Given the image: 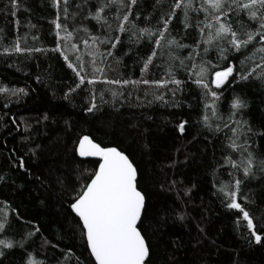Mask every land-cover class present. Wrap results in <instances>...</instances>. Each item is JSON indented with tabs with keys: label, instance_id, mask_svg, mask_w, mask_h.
Returning <instances> with one entry per match:
<instances>
[{
	"label": "trees",
	"instance_id": "trees-1",
	"mask_svg": "<svg viewBox=\"0 0 264 264\" xmlns=\"http://www.w3.org/2000/svg\"><path fill=\"white\" fill-rule=\"evenodd\" d=\"M6 2L7 0H0V29H3L0 53L17 36L25 35L27 40L21 41L22 47L42 48L45 51L30 55L0 54V84L9 88H23L26 93L7 98L0 96V177H3L0 181V201H7L13 208H18L21 216V219H17L13 213L8 217L10 227L5 234L16 242H24L23 248L17 246L6 250L8 254L3 264H26L27 252H33L38 260H46L47 264H57L59 257L63 264L64 257L60 256V250L66 245L73 246L81 264H89L90 261L95 264L90 251L85 250L79 230L73 235L74 214L67 208L68 197L45 187L35 179L37 176L43 178L50 170L55 169L71 177L76 167L72 161L73 146L78 136L89 134L102 143V146L118 147L130 155L138 167L141 178L139 187L146 194L150 212L172 206L176 199L175 192L160 189V183L166 177L183 180L184 184L177 186L181 191L185 186L196 185L192 188L190 197H184L189 201L188 220L183 225L170 223L155 231V234L150 233L156 264H264V241L256 244L254 238L248 236L246 222L241 220L237 227V211L225 208L218 196L214 195L219 187V184L213 186L214 180L217 177L228 180L229 177L225 169H219L215 174L213 172L214 168L219 167L218 162H222L224 137L223 133H210L201 123L204 113L201 90L189 82L185 91L177 92L175 101L179 107H174L172 93L155 85L129 84L121 87L96 84L94 87L98 104L101 103V89L112 88L123 91L125 95H132L123 107L117 103L119 111L102 104V111L88 113L85 111L88 88L93 86L83 85L68 99L64 98L65 92L69 86L75 85L77 78L60 54L50 51L56 46L55 27L51 23L55 18V9L51 7L50 0H24V7L29 11L18 12L15 18L6 13ZM154 3L155 0H140L143 10L140 20L136 22L139 27L155 29L160 14L169 8L172 0H165L155 10L152 7ZM178 15L182 18V14ZM145 16H150V19L146 20ZM15 19L20 20L18 30L14 25ZM110 22L112 29H115L117 22L111 17ZM244 22L248 23L247 17H244ZM29 23L35 27L29 28ZM67 23L71 30L73 22L70 19ZM92 24L95 25V21ZM169 33L185 44H193L199 38L192 29L185 30L178 19L173 20L169 26ZM93 34L102 36L104 30L96 25ZM33 36L38 38L34 40ZM122 40L126 41L127 36H122ZM145 44L146 42L140 45L126 43L123 47L118 45L119 50L115 55L120 63H116L112 57L108 58L107 63L111 64V68H106L107 78L140 80L143 59L151 48ZM80 47L83 52V45ZM188 51L173 48L172 54L184 57ZM68 55L74 59V53L69 51ZM216 55L215 51H211L206 59L215 63ZM83 58L86 61L90 59L86 53ZM168 62V49L158 50V58L154 63L163 67L150 66L143 78L157 80L164 77ZM175 72L177 79L186 80V73L182 68H176ZM174 87L168 85V88ZM222 91L220 111L225 118L231 99L240 96L249 104V108L244 110L246 114L243 118L253 126L255 133L264 132V83L250 80L226 84ZM160 93H165L168 104L154 99ZM104 99L111 101L113 98L106 91ZM5 103L8 104L7 108L3 107ZM45 114L48 115V120L43 119ZM209 115L211 116L210 112ZM13 117L15 123L11 122ZM181 120L189 122L183 136L176 130V125ZM212 122L220 123L217 120ZM252 140L255 141L253 148L259 158L264 154V137L257 134L252 136ZM37 145L40 146L37 149L38 155L33 158L29 150ZM10 149L16 150L15 157H25L31 175L14 165ZM76 160L79 161L80 158L76 157ZM174 160L175 165L167 167ZM80 167L91 171L98 165L95 160H84ZM242 190L257 205L264 206V181L260 179L259 172L255 178H250L242 185ZM250 211H255V208ZM27 221H32V224ZM197 223L204 227L208 236V240L201 244L196 243ZM35 226L40 227V233L26 239L27 233ZM41 234L53 243L61 241L59 249L41 248ZM213 240L215 243H211ZM172 241H180L181 246L174 248Z\"/></svg>",
	"mask_w": 264,
	"mask_h": 264
},
{
	"label": "snow or ice",
	"instance_id": "snow-or-ice-1",
	"mask_svg": "<svg viewBox=\"0 0 264 264\" xmlns=\"http://www.w3.org/2000/svg\"><path fill=\"white\" fill-rule=\"evenodd\" d=\"M50 2L51 7L55 9V18L51 23L55 27L56 36V46L50 51L59 53L77 78L75 85L69 86L65 92L64 98L68 99L83 85L93 86L88 88L86 112L94 114L102 111V104L110 105L119 111L117 103L123 107L132 95L131 93L125 95L123 91L112 88L101 89V103L98 104L94 87L96 84L121 87L129 84L155 85L172 93L174 107H179L175 101L177 92L185 91L189 82L201 90L204 100L201 123L210 133L214 135L223 133L224 137L222 162H218L219 167L214 168L213 172L215 174L219 169H225L229 177L228 180H221L218 177L214 180V187L219 184L214 195L218 196L225 208L237 211L235 221L237 227L241 220L246 222L248 236L254 238L256 244H261L264 241L262 234L264 206L257 205L256 201L242 190V185L250 178H255L257 172L264 181V154L257 157L253 148L255 141L252 140L253 135L264 137V132L255 133L253 126L243 118L246 114L244 110L249 108L246 99L240 96L232 98L226 118L221 114L220 101L226 84L250 80L264 83V0H172L169 8L160 14L155 29L141 28L136 23L140 20L143 10L140 0H50ZM164 2L165 0H155L153 9L161 7ZM4 9L13 18L18 12L29 11L24 7V0H7ZM178 14H182V18ZM110 17L117 22L115 29H112ZM244 17H247L248 23L244 22ZM70 19L73 22L71 30L67 23ZM145 19H150V16H145ZM177 19L185 30L192 29L197 33L199 38L193 44L182 43L170 35L169 26ZM92 21H95V25ZM14 25L18 30L20 20L15 19ZM96 25L104 30L102 36L93 34ZM28 27L34 28L35 25L29 23ZM122 36H127V40H122ZM37 38L33 36L34 40ZM2 40L3 29H0V41ZM26 40V35L17 36L0 54L30 55L45 51L42 48L22 47L21 41ZM145 42V46L150 45L151 48L143 59L140 80L107 78L106 68H111V64L107 63L108 58L112 57L116 63H120L115 55L119 50L118 45L123 47L126 43L140 45ZM173 48L189 51L186 56L181 57L172 54ZM163 49L169 51V62L164 77L157 80L143 78V74L150 66L163 67L154 63L158 58V50ZM69 51L74 53V59L68 55ZM211 51L217 54L215 63L211 59H206ZM84 53L90 57L87 61L83 58ZM176 68L184 70L186 80L176 78ZM169 84L175 87L168 88ZM106 91L111 94L113 98L111 101L104 99ZM18 93L26 94L23 88H9L0 84V96L7 98ZM136 99L139 100V97ZM154 99L164 104L169 103L165 100V93L155 95ZM3 107L7 108L8 104L5 103ZM43 119L48 120V115L45 114ZM214 120L220 123L213 124ZM11 122L15 123L14 117L11 118ZM188 123L187 120H181L176 125V130L181 136L185 133V126ZM39 147L37 145L29 150L33 158L37 157ZM9 151L14 158V165L31 175L25 157L23 155L15 157V149ZM76 157L81 159L77 161ZM86 158H98L96 160L98 167L91 171L80 167ZM72 161L76 167L71 177L55 169L50 170L43 178L37 176L35 179L45 187L68 197L67 208L74 214L73 235L78 229L85 250H90V256L94 258L95 264H156L153 259L156 253L150 240V233L155 234V231L167 227L170 223L183 225L188 220L189 201L184 197H190L192 188L196 185L185 186L181 191L177 186L183 185V180L166 177L160 183V189L175 192L176 199L172 206L150 212L146 194L139 187L141 178L138 167L124 150L102 146V143L97 142L90 134L81 135L77 137L73 146ZM175 163L174 160L167 167L171 168ZM2 180L3 177H0V181ZM252 208H255V211H250ZM13 213L17 219H21L18 208H13L7 201H0V264L7 258L6 250H12L17 246L24 247L23 241L16 242L5 234L10 227L8 217ZM27 223L32 224V221ZM196 229L197 244L208 240L200 223L196 224ZM37 233H40L39 226L29 231L26 239L35 237ZM40 239L41 248L59 249L61 241L53 243L42 234ZM172 244L174 248L181 246L180 241H172ZM60 256L64 257L63 264H73V261L75 264H81L80 257L76 256L71 245L61 249ZM26 264L47 262L38 260L33 252H27ZM57 264H61L59 257Z\"/></svg>",
	"mask_w": 264,
	"mask_h": 264
},
{
	"label": "water",
	"instance_id": "water-1",
	"mask_svg": "<svg viewBox=\"0 0 264 264\" xmlns=\"http://www.w3.org/2000/svg\"><path fill=\"white\" fill-rule=\"evenodd\" d=\"M81 159V158H80ZM98 158H86L85 160H97ZM90 251V250H89ZM93 258V257H92ZM93 260H94V258H93Z\"/></svg>",
	"mask_w": 264,
	"mask_h": 264
}]
</instances>
